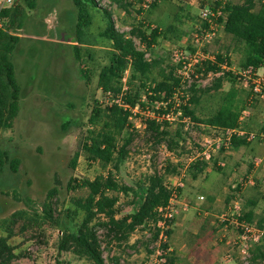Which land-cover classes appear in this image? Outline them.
I'll return each instance as SVG.
<instances>
[{"label":"rangeland","instance_id":"rangeland-1","mask_svg":"<svg viewBox=\"0 0 264 264\" xmlns=\"http://www.w3.org/2000/svg\"><path fill=\"white\" fill-rule=\"evenodd\" d=\"M121 1L129 4L127 12L112 0H96L99 9L111 13L118 32L129 36L134 30L148 37L151 31H158L150 49L139 39L133 40L138 49L146 50L148 60L158 62L150 77L159 78L162 73L180 76L173 54L194 51V35L206 26L200 18L202 9L215 12L219 6L241 5L247 0ZM250 1L256 9L264 2ZM14 6L23 11L20 29L12 25L8 28L10 34L20 38L11 55L20 101L17 116L8 129L0 131V147L18 167L15 173L6 169L0 176V236H6L5 222L16 211H27L30 217L41 215L44 220L31 223L22 233H19L21 225L16 226V236L8 240L16 257L12 264H91L70 252H59L57 244L61 232L75 229L83 216L72 205L73 199L85 196L83 182L109 173L119 185L132 188L152 175L161 176L173 192L174 200L168 203L171 211L161 209L160 222H147L138 227L126 243L110 241L105 230L100 229L105 264H159L161 255L175 257L176 264H199L201 255H208L206 264L262 263L256 253L258 250L264 253V235L258 243L249 242L245 246L239 239L240 230L218 219L223 214L234 216V211H229L234 199L232 182L252 174L256 185L239 190L238 221H247L264 230V176L258 177L252 170L246 172L254 157L264 158V141L258 137L264 133V97L252 96L248 100L242 80L231 73L225 72L224 79L219 81L208 74L214 70L192 67L177 94L187 99L191 93L189 87L204 90L219 85L220 90H211L202 96L201 105L196 108V117L203 120L217 108L218 95L234 88L244 107L248 105L250 109L244 127L257 135L253 141L234 137L246 145L226 147L228 142L218 131L191 122L183 115L176 116L177 121L168 122L165 128L168 137L156 141L144 124L146 113L156 106L147 104L145 112L132 114L125 132L116 135L118 148L124 140L131 139L125 148L123 163L115 168L114 163L103 165L100 161H89L78 152V147L84 137L98 130L89 126L88 118L96 103L104 105L106 101L97 86L98 74L108 64V45L99 37L105 20L100 11L92 12L89 33L96 43L91 47L76 46V10L71 0H35L32 10L21 0H14ZM202 50L220 57L221 61L227 60L235 71L245 68L243 45L222 29L217 32L214 43L204 44ZM129 72L128 66L123 72L125 86ZM183 104L176 99L177 108ZM160 125L164 127L163 123ZM209 137H218L221 149L208 165L194 159L204 145H209L206 141ZM226 151L237 153L228 157ZM76 152L79 154L75 158ZM219 162L224 167L218 166ZM233 174L237 175L234 179ZM178 182L183 187H178ZM117 197V218L135 211L132 194H117ZM155 227L161 230L157 240L153 237ZM166 232L170 233L168 237ZM207 251L210 252L204 254Z\"/></svg>","mask_w":264,"mask_h":264},{"label":"trees","instance_id":"trees-1","mask_svg":"<svg viewBox=\"0 0 264 264\" xmlns=\"http://www.w3.org/2000/svg\"><path fill=\"white\" fill-rule=\"evenodd\" d=\"M21 1L27 9L35 8V0ZM71 1L76 10L74 41L76 46L91 47L96 43L93 35L89 33L93 24L91 13L96 10L101 12L105 20V27L99 33V37L108 45L106 51L108 64L101 68L97 80V86L106 101L104 105L103 102L96 103V107L92 109L88 118L89 126L97 127L98 130L84 137L78 147V152H82L87 160L100 161L103 165L114 163L115 168L123 163L126 158L125 148L131 139L124 140L121 148H118L116 135L125 132L132 114L135 112L143 114L147 104L152 106L156 103L165 104L163 108H152L148 116L146 113L144 120L145 129L154 134L156 141L169 136L165 129L168 127V121H157L156 119L170 112L174 115L178 110L182 111L181 116H187L191 122H197L214 130L237 127L238 117L244 108V103L234 88L231 87L228 91L218 95L217 108L203 120L198 119L195 112L196 108L201 105L202 96L211 90H220L219 85L213 89L204 90L196 89L195 86L189 87L190 96L184 99L183 96L177 94L180 92L181 77L173 73H162L159 78H151V71L158 65V62L148 60L146 50L135 46L133 38L139 39L145 48L150 49L158 35L157 30L151 31L148 37L141 32L136 34L134 30L130 31V35L127 36L115 29L111 13L99 9L96 0ZM112 1L121 10L127 12L129 4L126 1ZM223 11L226 13L224 33L243 45L244 67L259 68L264 64V2L256 9L254 3L247 0L241 5H225ZM22 13V9L18 6L0 13V131L9 128L19 111L20 87L15 79L11 55L20 38L10 34L8 28L12 25L20 29ZM147 40L151 42L146 43ZM217 60L221 61L220 57H217ZM128 66L130 72L126 89L123 90V72ZM204 68L217 70L215 66L209 64ZM218 79L223 80L224 76ZM118 99H120V104L116 102ZM176 99L177 101L182 100L184 104L177 108ZM162 123L164 127L160 125ZM242 145H246L245 141H237L234 138L229 144L233 148ZM17 167V162L11 160L8 153L0 147V176L6 169L15 173ZM83 187L85 196L77 197L72 201L75 210L83 216L75 229H66L61 232L57 248L59 252H70L91 264H105L98 235L100 229L105 230L110 241L118 244L126 243L138 227L147 222L156 224L162 220L160 209L168 205L172 195V191L158 175L145 178L132 188L119 185L109 173L106 177L97 176L91 181L85 180ZM117 194L125 196L132 194L136 205L133 213L122 218L116 217ZM34 216L30 217L27 211L20 210L12 213L5 222L3 232L6 236H0V264H12L16 258L12 247L8 244V240L16 236L14 233L16 226L21 225L19 233H22L31 223L44 220L41 215ZM160 233L161 230L156 228L153 235L154 240H157ZM168 234L170 233L166 232L167 237ZM162 248L166 250V244H163ZM256 257L262 262L259 264H264L262 251L258 250ZM160 260L159 264H176L173 256L161 255Z\"/></svg>","mask_w":264,"mask_h":264},{"label":"built area","instance_id":"built-area-1","mask_svg":"<svg viewBox=\"0 0 264 264\" xmlns=\"http://www.w3.org/2000/svg\"><path fill=\"white\" fill-rule=\"evenodd\" d=\"M219 3H222L223 0H215ZM14 5V0H0V13L3 10L10 9ZM201 20L205 22L206 26L199 28V33L194 35L193 43L195 45L194 51H189L186 54L184 53H178V51H175L173 54V60L177 63L178 69H180V77L181 82L185 80V76L188 74L187 72L191 71L192 67H195L196 69L204 68L205 65L209 64L216 67V71L209 72L208 74L214 77H222L225 72L231 73L237 77H239L242 80L243 89H246L249 91L250 97L252 96H259L260 98L264 97V64H262L259 68L248 66L243 69H239L238 71H235L232 69L229 65L227 60L224 61H218L217 57L214 56L211 52H206L202 50L203 45L209 42L214 43L217 32L220 29H224L226 17L223 12V7L219 6L215 12L211 11L208 8H204L201 10L200 14ZM225 18V19H224ZM224 19V20H223ZM224 31V30H223ZM184 75H183V74ZM126 89V86L123 84V90ZM118 104H120V99L116 101ZM156 107H164L165 104H155ZM149 114H147L148 116ZM181 116V112L178 110L176 114L173 115V112H170L168 114L161 115L160 118L156 119L158 120H165L170 122L177 121L176 116ZM250 116V109L248 105H246L240 112L238 117V124L237 127L232 129H215L223 135L228 143L226 144V147L229 146L232 138H245L247 142L253 141L257 135L255 133H250L246 131L245 129V123L247 119ZM263 141H264V133H261L258 135ZM209 145H204L202 149L195 154L194 160H200L206 164H210V160L212 159V156L217 153V150H220V139L218 137L215 138H208L206 140ZM254 167L257 168L261 165L260 159L254 160ZM218 166L224 167L223 163H218ZM255 180L253 175L251 174L248 177L245 178H239L235 179L234 182L231 184V195L234 197L233 202L229 205V211H234V217L231 214L230 217L228 214H223L219 217V222L227 225L230 223L232 226H236L238 230H240L239 239L242 242L243 245H247L249 242L252 243H258L262 236L264 235V230L257 229L253 227L249 222H240L238 221V211L240 210L239 203L237 202V199L239 198V190L245 189L246 187H253L255 186ZM178 187H183V184L178 182ZM170 189V188H169ZM174 200V195L172 192L170 201ZM200 200H203V197H200ZM169 206L167 205L165 207V210H169ZM160 211H162L160 209ZM171 211V209L169 210ZM233 216V217H231ZM167 217H171L170 212L168 213ZM236 218V219H234Z\"/></svg>","mask_w":264,"mask_h":264},{"label":"crops","instance_id":"crops-1","mask_svg":"<svg viewBox=\"0 0 264 264\" xmlns=\"http://www.w3.org/2000/svg\"><path fill=\"white\" fill-rule=\"evenodd\" d=\"M243 90H245L246 92H247V94H248V97L250 96V93H249V91L248 90H246V89H243ZM253 152V151H252ZM262 151H257V153H261ZM237 152L236 151H226L225 152V156H228V157H231V156H234L235 154H236ZM264 155V154H263ZM255 159H260V161H261V163H262V161L264 160V158H260V157H254L253 159H252V162H251V166H250V169H247V171L246 172H248V170H252L251 172H253L254 174H256V176H264V163H263V165H260V166H258L257 168H255L254 167V160ZM237 175L236 174H233L232 175V177L231 178H235ZM247 188V187H246ZM210 252V251H209ZM208 251H207V253L206 252H204V254H208L209 253ZM207 256L208 255H206L205 257H202V255L200 256V262H199V264H206L205 263V260H207ZM212 256V255H211ZM213 264V263H212Z\"/></svg>","mask_w":264,"mask_h":264}]
</instances>
